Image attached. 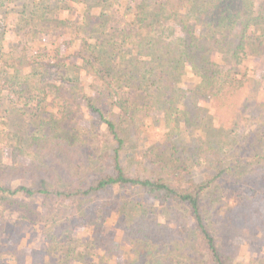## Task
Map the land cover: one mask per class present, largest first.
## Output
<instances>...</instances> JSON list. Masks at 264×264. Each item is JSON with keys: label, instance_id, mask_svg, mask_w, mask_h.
<instances>
[{"label": "trees", "instance_id": "trees-1", "mask_svg": "<svg viewBox=\"0 0 264 264\" xmlns=\"http://www.w3.org/2000/svg\"><path fill=\"white\" fill-rule=\"evenodd\" d=\"M248 54L264 55V0H0V103L30 115L23 132L0 109V207L18 214L0 223V264H234L264 248Z\"/></svg>", "mask_w": 264, "mask_h": 264}, {"label": "rangeland", "instance_id": "rangeland-1", "mask_svg": "<svg viewBox=\"0 0 264 264\" xmlns=\"http://www.w3.org/2000/svg\"><path fill=\"white\" fill-rule=\"evenodd\" d=\"M65 16H66V13H65ZM5 23H6V26L9 27V25L13 23V18L11 16H7L5 18ZM53 26H54L53 21H50V23L47 22V26L45 28H46V34L48 35L46 37L44 36L42 45L41 44L39 45L38 43H34L32 45L33 52H35L36 54H40L43 51H45L47 48H49L46 39L50 38V35L54 34ZM46 59H48V55L46 56ZM245 64H247V66H249L255 71V76L259 79L261 83V88L264 89V55L261 56V55H249L248 54L245 57ZM189 75L185 76V83L187 84L191 83ZM4 108H7L9 112L12 109V106L9 105V101L5 97L2 99L0 103V109H4ZM20 108H22V105L17 106V108L15 109H12L13 111L12 113H10L11 114L10 116L11 117L16 116L17 120L14 122L10 120L9 129L23 130V132H25L30 125V118H29L30 115H28L27 112L19 110ZM3 114H5V112ZM6 118L9 121V117L6 116ZM173 119L174 120L172 121L171 126H174L175 124H177V126H179V128L182 129L181 124H180V116H178L177 114H174ZM0 141L2 143L5 142V136L3 134L0 135ZM138 149H140V147L136 148L134 151V147L132 145H128V150L129 152L131 151L130 156L133 159V161L131 162V166H134L132 164H136V160L139 158L138 157L139 154L137 153ZM6 150H7L6 148L4 149V151L0 149V162H10L11 161L10 154ZM1 208L2 207H0V223L5 229H10L11 225L16 220L18 214L10 212V211L1 210ZM161 213L162 212L158 208L156 210V214H161ZM110 231L112 232H110L108 235L102 234V239L97 243V245L94 248V251H90L93 254L92 261L97 260L95 254L97 256L102 255L104 243L108 238H112L114 241H117L119 239V234L118 232L115 231L114 227H111ZM75 234L79 235L81 239V245L78 247V250H82L83 245L84 246L89 245L88 243L90 242V239L92 237L91 231L89 229H78L77 231H75ZM42 240H43V237L38 234L32 239L31 245L24 246L22 249H20L25 256V260H27L29 257L28 254L30 252L31 247H37V248L42 247L43 245ZM116 261L117 260L113 258V260L111 259V262L109 264H118ZM16 264H24V258L19 259V263H16ZM234 264H264V248L259 247L258 244H252L251 248L247 246L243 247L242 252L236 257Z\"/></svg>", "mask_w": 264, "mask_h": 264}]
</instances>
